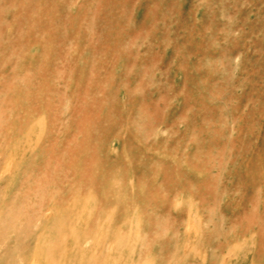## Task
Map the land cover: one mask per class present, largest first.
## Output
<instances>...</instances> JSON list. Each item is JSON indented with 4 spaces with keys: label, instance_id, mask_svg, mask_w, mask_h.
I'll use <instances>...</instances> for the list:
<instances>
[{
    "label": "rangeland",
    "instance_id": "374dc122",
    "mask_svg": "<svg viewBox=\"0 0 264 264\" xmlns=\"http://www.w3.org/2000/svg\"><path fill=\"white\" fill-rule=\"evenodd\" d=\"M0 264H264V0H0Z\"/></svg>",
    "mask_w": 264,
    "mask_h": 264
}]
</instances>
